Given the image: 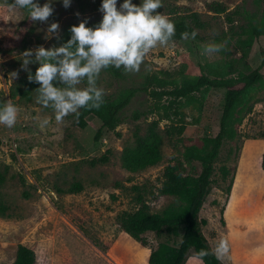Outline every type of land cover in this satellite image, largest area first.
Wrapping results in <instances>:
<instances>
[{"label": "rangeland", "instance_id": "rangeland-1", "mask_svg": "<svg viewBox=\"0 0 264 264\" xmlns=\"http://www.w3.org/2000/svg\"><path fill=\"white\" fill-rule=\"evenodd\" d=\"M45 2L41 0L40 4ZM132 2L139 5L141 0ZM213 2L236 12L232 23H227L225 14L207 11L206 5ZM122 3L117 0V7ZM162 4L157 11L170 20L198 14L204 23V28L197 31L200 40L157 46L147 54L138 72L123 71L121 78L102 70L97 86L104 89V96L116 98L129 88H141L154 77L163 80L168 89L200 73L210 78L233 76L260 63L264 36L252 41L243 59L240 40L248 37L241 35L240 27L260 21L261 0H162ZM52 7L46 23L29 20L21 27V11L9 10L0 0V101L10 100L19 109L14 127L0 124V172L6 171L0 185V202L9 208L8 217L0 216V264H11L20 244L35 252V264H148L152 248L164 242L176 245L180 237L167 231L161 235L150 232L145 235L147 246L143 247L120 230L117 216L135 211L141 205L139 197L150 213L176 204L159 194L163 171L181 160L186 148H201L204 138L216 135L224 93L209 89L195 94L193 99L182 101L176 114L173 107L168 120H160L161 115L151 111L166 101L159 103L138 92L121 112L117 128L105 132L97 142L93 137L99 122L92 115L86 117L85 129L75 126L73 114L57 125L53 110L37 104L35 93L30 102L10 98V88L38 64L31 62L25 70L21 54L33 50L30 59L34 61L39 46L60 47L58 40L64 26L78 25L83 20L100 22L102 13L87 10L81 14L75 0L68 8L63 7L62 0H54ZM53 22L59 23L58 35L45 39ZM208 43L223 48L204 55L202 46ZM13 71L18 72V78H11ZM86 84L84 80L79 87ZM246 102L245 110L248 107L251 112L244 115L237 137L222 145L198 215L205 221L200 231L214 254L221 238L228 241L230 252L219 259L222 264H264V86L251 90ZM136 113L141 115L135 120ZM44 117L50 124L41 129L37 118ZM156 120L160 121L158 132L162 136L161 162L138 173L127 172L120 161L123 148L134 144L135 134L144 136L148 125ZM179 126L184 127L180 135L170 134L171 127ZM103 155L106 163L90 164ZM223 167L228 171L225 178L220 171ZM184 169L193 176L200 170L197 163L186 162ZM75 182L83 189L64 193ZM232 240L236 243H230ZM184 264L202 263L189 250Z\"/></svg>", "mask_w": 264, "mask_h": 264}, {"label": "trees", "instance_id": "trees-1", "mask_svg": "<svg viewBox=\"0 0 264 264\" xmlns=\"http://www.w3.org/2000/svg\"><path fill=\"white\" fill-rule=\"evenodd\" d=\"M5 5V0H2ZM79 7V13L84 14L87 10L98 11L100 4L89 3L85 0H75ZM13 0H7L12 3ZM41 0H39V3ZM262 12L258 23L249 22L241 26V35L248 39L240 40L241 58H246L245 49H249L254 39L264 36V0H261ZM207 11L220 15L225 14L227 23H232V15L236 12L227 11L228 8L221 3L213 2L206 5ZM22 20L20 26L25 27L28 19L26 10H20ZM175 24L176 34L172 41H198L200 36L198 30L204 28V23L199 19L198 14L189 13L179 16L172 20ZM99 22L87 23V27H92ZM75 24L64 26L59 37L60 46L66 43L70 37V27ZM78 26V25H77ZM197 32L195 39H182L181 33ZM261 61L257 67L248 71H239L233 76H217L210 78L200 73L197 78H184L180 83L172 88L165 89V83L158 78L147 79L141 88H129L122 92L116 98L103 97V103L99 108L85 107L79 109V114H73L75 126L85 129L87 126L86 117L94 116L99 122V126L94 134V142L99 141L105 132L114 131L120 124L121 112L130 104L131 100L138 92L146 93L156 102L166 101V104H159L154 107L151 113H157L160 120H168L169 111L174 107L176 114L177 108L183 100L193 99L195 94L205 92L209 89H218L223 91V104L219 117L218 130L214 137L203 139V147H188L183 153L181 160L173 165L167 166L162 174L163 180L159 188L161 196L170 197L176 204L170 205L159 213H150L149 207L142 202L139 197L140 206L132 212H122L117 216V222L120 230L128 234L131 238L139 242L143 247L147 246L145 235L153 232L161 235L163 232H169L171 236L180 237L176 245L167 242L159 243L152 248L148 256V264H184L189 250H192L197 258L203 264H222L217 256L210 250L206 239L200 231V226L205 224L204 220H199L198 215L204 203V198L212 184L211 176L213 174V164L219 155L224 142L233 141L238 135L244 115L251 112L247 106V96L251 90L264 86V49L260 50ZM39 63L33 68L31 74L34 76ZM116 78H121L123 68L116 69L108 67L105 69ZM28 74L22 76L17 85L9 90L11 99L19 97L27 102L33 99L32 92L40 85L36 82H29ZM55 83V82H54ZM62 87L63 85L57 84ZM154 86V87H153ZM36 96V93H35ZM3 103L0 101V105ZM243 109L245 110L243 113ZM141 114L136 113L133 118L136 120ZM160 121H152L144 136L134 135V144L123 148L120 161L124 170L129 173H138L147 168L158 165L162 160L161 146L162 136L158 132ZM184 127H171L170 134L180 135ZM107 157L103 155L99 159L92 160L91 165L96 163H106ZM197 163L199 172L195 176L186 173L184 163ZM262 169L264 171V155L262 159ZM222 177L225 178L228 171L225 167L221 168ZM6 171L0 172V185L5 181ZM83 189L81 183L75 182L69 186L64 193H76ZM59 192H63L59 190ZM9 208L0 202V216L8 217ZM181 229V234L179 233ZM206 252L207 255L202 253ZM35 252L24 245H18L15 251V257L11 264H35Z\"/></svg>", "mask_w": 264, "mask_h": 264}, {"label": "clouds", "instance_id": "clouds-1", "mask_svg": "<svg viewBox=\"0 0 264 264\" xmlns=\"http://www.w3.org/2000/svg\"><path fill=\"white\" fill-rule=\"evenodd\" d=\"M9 10H26L28 19L33 22L46 23L53 13L54 0H46L41 5L39 0H13L7 3ZM71 0H62L63 7L68 8ZM162 0H141L139 5L132 0H123L117 7V0H102L99 11L102 20L87 27V20L78 26L70 27L71 37L60 47L45 49L39 46L25 50L21 67L25 70L31 62L39 63L35 75L28 74L29 82L40 85L35 89V102L42 107L53 110L57 125L64 122L70 114H79V109L99 108L104 102V89L97 86L102 70L108 67L135 73L140 70L147 54L157 46H168L176 34L175 24L168 16L157 10L162 8ZM79 17V13H76ZM59 23L53 22L47 28L45 39L58 35ZM197 32L181 33L182 39H195ZM223 45L208 43L202 46V54L218 53ZM18 78V72L9 74ZM86 80L85 87H79ZM55 82V83H54ZM63 85L62 87L56 86ZM19 109L10 100L0 105V124L7 128L14 127ZM38 126L45 129L50 124L47 117L37 118ZM228 241L221 238L216 245L215 255L218 259L227 256ZM207 255L206 252L202 253Z\"/></svg>", "mask_w": 264, "mask_h": 264}, {"label": "crops", "instance_id": "crops-1", "mask_svg": "<svg viewBox=\"0 0 264 264\" xmlns=\"http://www.w3.org/2000/svg\"><path fill=\"white\" fill-rule=\"evenodd\" d=\"M237 193L239 194L240 192L237 191ZM241 193H242V192H241ZM230 243L233 244V243H236V242H235L234 240H232ZM230 245H231V244H230ZM231 246H233V245H231ZM231 246H230V247H231ZM231 248H232V247H231ZM233 248H234V247H233ZM233 248H232V249H233ZM229 252H230V251H229ZM231 252H232V250H231ZM198 259H199V258H198ZM220 260H221V259H220ZM199 261H201V260L199 259ZM201 263H202V261H201ZM202 264H203V263H202ZM226 264H230V263H226Z\"/></svg>", "mask_w": 264, "mask_h": 264}]
</instances>
